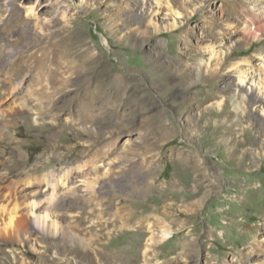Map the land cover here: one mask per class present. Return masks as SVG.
I'll list each match as a JSON object with an SVG mask.
<instances>
[{
    "label": "rangeland",
    "instance_id": "374dc122",
    "mask_svg": "<svg viewBox=\"0 0 264 264\" xmlns=\"http://www.w3.org/2000/svg\"><path fill=\"white\" fill-rule=\"evenodd\" d=\"M263 1L0 0L1 92L37 110L0 144V195L73 172L57 229L0 236V264H264V93L234 68L261 65L238 9Z\"/></svg>",
    "mask_w": 264,
    "mask_h": 264
},
{
    "label": "bare ground",
    "instance_id": "6f19581e",
    "mask_svg": "<svg viewBox=\"0 0 264 264\" xmlns=\"http://www.w3.org/2000/svg\"><path fill=\"white\" fill-rule=\"evenodd\" d=\"M263 2H261L260 9H255V8H249V10L246 9L242 10L240 8L238 9L240 14L243 17L247 18L248 23L246 24L243 33L253 38L252 43L262 40L264 37V3ZM156 3L160 9V6H162L163 4V0H156ZM168 8L174 9L171 4H168ZM33 10L34 8H32V11ZM174 14H180V12L174 11ZM175 25H176V21L171 24V27L174 28ZM209 50L211 56L216 58L220 57L219 51H216L214 47L209 48ZM259 56H261V63H260L261 65L259 68H255L254 60L251 57L245 58L242 61L234 63V68L239 73V83H241L242 86H245L248 89H250V87L255 84L256 88L259 89V93H264V54H261ZM4 85H6L5 81L2 83V86ZM2 86H0V104H1L0 107H3L2 110L6 109L5 111H8L9 113L7 112L8 114H2L0 110V144L12 138L14 135L13 132H17V133L21 132L22 130H20V128L25 126V122L22 123L21 121V118L23 117L15 115L18 110L26 109L29 111L30 114L25 117L26 119H28V117L33 115V113H37L36 112L37 110L33 106H31L30 103H28L26 100H19V98L16 97V95L19 92L17 91L16 86L12 87L8 92V94L1 92ZM235 95L236 93L233 92L232 95L233 104L235 105V107L238 106L241 111H244V106H245L244 99L237 101ZM90 99L93 100V96H90ZM254 99L257 101V97ZM256 101L251 100V102H256ZM155 119L156 118L154 117H148L141 122V125L148 126L147 128L151 129V123ZM11 122H15L16 124H10ZM159 123L161 126V123L163 122L160 121ZM27 127L31 129L37 128V126L34 125H29ZM52 128L53 125L50 126V129L48 130L49 132L48 134L51 133ZM3 163L4 161H0V166ZM85 167L86 164L79 166L78 169L80 171L78 172V175L86 176L89 174L88 171L84 170ZM8 169L11 171L13 170V167H10L9 165ZM95 169H98V165L95 166ZM71 173H73L71 170L66 171L59 178H55V181L51 179V173H47L43 176L37 174H31L25 180L13 181L12 184H10L9 186L10 194L8 199H3V197H1L0 195V217H2L0 219H3L2 223H0V236L6 238V240L9 239V243L14 244L16 243L15 241H13L15 239L14 237L16 238L20 237L23 231L28 233V239L30 241L34 240L36 234L39 231L38 226H40L41 223L42 224L47 223L49 227L57 229V224L54 220L51 219L52 218L51 214L48 211L52 206V201L56 196V193L58 192L59 184L65 185L68 182L67 180H69ZM19 174H23V171L19 170ZM10 178H11V174L9 172L6 173V175L2 176L0 178V188L1 185L7 182L8 180H10ZM20 186H23V188H20ZM43 186L47 187L48 192L46 193L47 197L41 199L40 194L41 192H43L41 187ZM92 191L95 192V189ZM94 192L91 193L92 195L90 199L93 198L94 200V198L97 197V195ZM129 217L127 216L126 219H129ZM2 224L4 225L3 227L1 226ZM164 235H165L164 237L167 238L171 236V233H165Z\"/></svg>",
    "mask_w": 264,
    "mask_h": 264
}]
</instances>
